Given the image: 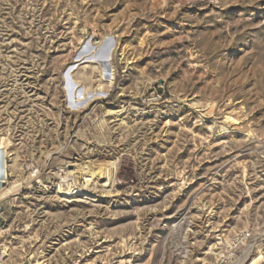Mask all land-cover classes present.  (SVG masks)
<instances>
[{
    "label": "rangeland",
    "instance_id": "rangeland-1",
    "mask_svg": "<svg viewBox=\"0 0 264 264\" xmlns=\"http://www.w3.org/2000/svg\"><path fill=\"white\" fill-rule=\"evenodd\" d=\"M108 38L111 86L106 66L77 60ZM1 138L19 186L9 264H221L242 233L232 264H251L264 257V0H0ZM71 164L108 167L114 189L63 200Z\"/></svg>",
    "mask_w": 264,
    "mask_h": 264
},
{
    "label": "bare ground",
    "instance_id": "bare-ground-1",
    "mask_svg": "<svg viewBox=\"0 0 264 264\" xmlns=\"http://www.w3.org/2000/svg\"><path fill=\"white\" fill-rule=\"evenodd\" d=\"M94 57L95 56H92L91 60L95 59ZM111 61H112V55H111L110 63L107 66L104 65L107 67L106 68L107 69L106 75L101 77L102 80H104L106 77L107 79L104 81L110 86L113 84V80L115 79L114 78V73H115L114 71L115 70L113 69V65H112ZM73 69L74 68H71L70 70H68V72H69L68 76L69 77L72 76V73L74 72ZM81 79L87 80L88 77L86 74H83V76H81ZM75 80H77V79H75ZM79 82H80V80H79ZM100 82H101V84L99 85L97 90H94L95 93H100V92L102 93L104 90V86H101L103 81H100ZM77 85H75L74 87L72 86L73 88L71 90H68L66 88L67 93H68L69 105L72 108L78 107L76 105L78 102V99H79L78 88H77L78 86ZM87 94H88V90L86 89L84 91V95L87 96ZM9 143L10 142H8L7 138H1V140H0V154L3 153V151H5L7 153V147L9 145ZM6 167H8L7 163H6ZM16 167L17 166L15 165L14 166L15 170H16ZM58 176H59V179L60 178L63 179L64 184L61 183L62 185H59L58 190H57V195H59L60 198H62L63 200H65L69 203L79 202V201H81V199L93 196L92 193H95L96 191L94 192V190H96L97 188L105 190V191H107L106 193H109V194L114 189V182L112 179V174L109 173L108 167H106V166L105 167L104 166L93 167V166L89 165L87 167L86 166L82 167L80 165H76V164L72 165L71 164V165H68L65 168H63V171L60 172V174ZM18 190H19L18 185H14L10 189H8V187L3 188V190L0 191V200L7 199L8 197H10L14 193H16ZM263 261H264V257L260 256L259 258L254 259L251 264H260ZM40 264H45V263L42 261V263H40Z\"/></svg>",
    "mask_w": 264,
    "mask_h": 264
},
{
    "label": "built area",
    "instance_id": "built-area-1",
    "mask_svg": "<svg viewBox=\"0 0 264 264\" xmlns=\"http://www.w3.org/2000/svg\"><path fill=\"white\" fill-rule=\"evenodd\" d=\"M7 160L3 153L0 154V191L3 188L9 187L10 184V169L6 167ZM37 171V172H36ZM25 172L30 174L29 177L32 179V184L39 183V178L41 177V173L39 170L35 169L33 171H29L25 168ZM58 172V170L56 171ZM60 172V171H59ZM58 188V186H57ZM6 200V199H5ZM5 200H0V264H9V247H8V238H9V230L7 229V211L5 207ZM250 235L248 233H242L241 236L237 238L233 247H229L227 251L220 250L218 253L217 262L221 264H232L233 261L237 259V255L241 248V245L246 243ZM42 260L36 262L33 258H27L23 264H40Z\"/></svg>",
    "mask_w": 264,
    "mask_h": 264
},
{
    "label": "water",
    "instance_id": "water-1",
    "mask_svg": "<svg viewBox=\"0 0 264 264\" xmlns=\"http://www.w3.org/2000/svg\"><path fill=\"white\" fill-rule=\"evenodd\" d=\"M116 47V41L113 38H108L106 39L102 45L96 49L93 45H91L90 41L87 42V44L84 46L82 52L79 54L77 57V60L80 62H86V61H91L92 59V53L96 51L95 54V62H98L101 65H108L111 60V55L113 53V50ZM68 73H66V78L68 80L66 84V88L68 90H71V82L69 81V76Z\"/></svg>",
    "mask_w": 264,
    "mask_h": 264
}]
</instances>
